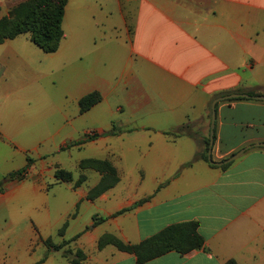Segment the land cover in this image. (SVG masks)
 <instances>
[{
    "label": "crops",
    "instance_id": "0c3cea01",
    "mask_svg": "<svg viewBox=\"0 0 264 264\" xmlns=\"http://www.w3.org/2000/svg\"><path fill=\"white\" fill-rule=\"evenodd\" d=\"M68 14L53 96L36 94L34 82L8 83L15 52L1 44L9 61H0V175L8 177L0 264H137L135 254L101 240L136 246L192 222L202 249L146 264H264V147L254 146L264 143V101L219 102L213 163L202 158L214 101L264 96V0H69ZM27 86L30 95L21 93ZM93 92L102 100L82 114L80 101ZM26 101L38 107L33 121L24 117ZM36 117L44 124L32 127ZM185 124L192 136L167 134ZM29 159L26 180L13 177ZM83 159L111 162L119 183L89 199L102 176L91 170L75 187ZM57 168L75 181L56 183Z\"/></svg>",
    "mask_w": 264,
    "mask_h": 264
},
{
    "label": "trees",
    "instance_id": "16d2710c",
    "mask_svg": "<svg viewBox=\"0 0 264 264\" xmlns=\"http://www.w3.org/2000/svg\"><path fill=\"white\" fill-rule=\"evenodd\" d=\"M68 3L69 0H25L19 3L10 10L8 15L0 19V45L8 40H14L21 35L28 34L31 42L45 53H56L65 36L63 23ZM224 94L221 93L218 96ZM249 94L252 96L257 95L255 92H249ZM101 100L102 96L99 92H93L85 96L80 101L81 113L88 112L91 108L99 104ZM191 129L192 126L190 124H185L177 133L167 134H172L176 137L183 135L192 136ZM204 146L205 150L202 158L208 161V153L210 150L209 138L205 139ZM32 165L33 161L29 159L28 167L14 173L12 176L17 177L19 180H24L25 174L29 172V168ZM80 168L82 170L96 169L102 173L100 183L89 194V199L91 200H95L101 194L112 189L120 181L117 169L107 160L87 159L81 162ZM55 178L58 183H72L75 181L72 172L61 168L56 169ZM78 186V181H75V187ZM3 190L4 184L0 181V192ZM123 212H120V214ZM64 228L61 233L64 231ZM198 228V223L195 222L173 225L136 246L125 245L111 236L103 238L100 244L103 246L106 243H112L122 251L135 254L137 264H146L170 251L186 254L194 250L202 249L205 244V239L199 234ZM47 245L52 246L50 241H47ZM55 249H58V247H55ZM79 258L83 259L84 256L79 253ZM75 263L78 264L79 261ZM227 264L237 263L231 261Z\"/></svg>",
    "mask_w": 264,
    "mask_h": 264
},
{
    "label": "rangeland",
    "instance_id": "374dc122",
    "mask_svg": "<svg viewBox=\"0 0 264 264\" xmlns=\"http://www.w3.org/2000/svg\"><path fill=\"white\" fill-rule=\"evenodd\" d=\"M23 1L25 0H0V6H1L0 18H2L5 15H8V13L13 7H15L16 5H18L19 3ZM81 26L92 28L89 21H84V24H82ZM63 27L65 30L66 37L70 38L71 29H72V22H71L70 14H68L65 17ZM7 42L9 43V45L12 46L15 52V55L10 57V61H9L8 56L4 57L5 50L3 49V47L5 46L0 45V61L5 59L9 61L10 63H14V64H10L9 68L6 70V77L8 78L7 79L8 83L12 82L13 84H17L23 81L25 83L24 84L25 86L26 85L25 81L34 82L33 86H34L36 94L44 95L45 93L41 94L42 93L41 90L43 88L44 90H46V93L48 96L50 95L53 96V94L55 93V90L57 89V83L54 80V70L57 66V64L55 63V59H56L55 55L45 53L43 50L38 48L35 44L31 42L28 34L21 35L18 38L14 40H9ZM2 71H3V68H0V72ZM30 87L31 86L25 87L24 91L21 93L24 94L26 92L27 94L30 95V93H33V92H28ZM22 108L23 110H25V113H24L25 119L31 120V121H33V119L35 118L36 113L39 112L37 106L27 101L22 105ZM36 118H37V124H33L32 127L41 126V124H44L43 120L40 122L38 121L39 117H36ZM54 120L56 122L57 120L56 117ZM84 160H87V159H83L82 161ZM81 162L79 163L76 173H74V175L77 178L76 181H78L79 183L78 187L85 184V182L87 181L86 173L91 171V170H82L80 168ZM93 171L102 176V173L100 171L96 169H93ZM7 178L8 177L4 178L0 175L1 182H5ZM48 183H51V181H48ZM56 183H58L57 180H56ZM36 207H37L36 200L31 196L30 203H29V210H30L29 223H34L36 221V216H37Z\"/></svg>",
    "mask_w": 264,
    "mask_h": 264
},
{
    "label": "water",
    "instance_id": "95a60500",
    "mask_svg": "<svg viewBox=\"0 0 264 264\" xmlns=\"http://www.w3.org/2000/svg\"><path fill=\"white\" fill-rule=\"evenodd\" d=\"M254 99V100H260V101H264V96H251L248 94H232V95H228L219 99H216L212 105V121H211V135H210V150H209V155H208V159L211 163H213L212 158H211V154H212V148H213V143H214V134H215V123H216V106L219 102L221 101H225V100H233V99ZM256 147H264V143H260L257 145H254ZM254 146H249L245 149H243L242 151H240L239 153L235 154L232 158H230L229 160L220 163L218 165H225L228 164L232 161H234L235 159H237L239 156H241L246 150L254 147Z\"/></svg>",
    "mask_w": 264,
    "mask_h": 264
},
{
    "label": "built area",
    "instance_id": "2783aa9c",
    "mask_svg": "<svg viewBox=\"0 0 264 264\" xmlns=\"http://www.w3.org/2000/svg\"><path fill=\"white\" fill-rule=\"evenodd\" d=\"M27 176H28V173H26L24 177L26 178Z\"/></svg>",
    "mask_w": 264,
    "mask_h": 264
}]
</instances>
